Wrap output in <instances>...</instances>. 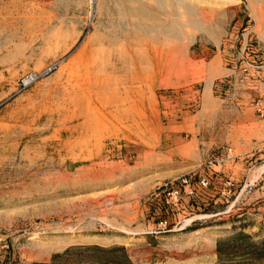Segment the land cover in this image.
I'll list each match as a JSON object with an SVG mask.
<instances>
[{
	"label": "rangeland",
	"instance_id": "1",
	"mask_svg": "<svg viewBox=\"0 0 264 264\" xmlns=\"http://www.w3.org/2000/svg\"><path fill=\"white\" fill-rule=\"evenodd\" d=\"M94 246L264 264V0H0V264H125Z\"/></svg>",
	"mask_w": 264,
	"mask_h": 264
},
{
	"label": "bare ground",
	"instance_id": "2",
	"mask_svg": "<svg viewBox=\"0 0 264 264\" xmlns=\"http://www.w3.org/2000/svg\"><path fill=\"white\" fill-rule=\"evenodd\" d=\"M92 67H93V70L90 69L88 72H86L84 75H82L79 78L78 81H79L80 89L89 93L90 95L92 93H95V95L98 97L97 99H99L100 97H103V99L105 98L106 100H109L111 102H117L118 101V88L117 87H111L109 84L106 83V81H104L105 79L104 80L101 79L102 74H104V73H103V71H101L99 69L100 67L98 64H93ZM94 68H95V70H94ZM102 70H105V67L102 68ZM117 82H116V84H118ZM110 98L113 100H111ZM97 104H101L103 106L108 105V103H104L102 101L95 102V100L93 98L87 99V101L85 103L77 101L74 105H75V108H77V109L78 108H84V107L87 109H91L94 105H97ZM91 122H94V121L90 120V121H87L84 123V125L87 129V134L93 128ZM96 124H98V123L96 122Z\"/></svg>",
	"mask_w": 264,
	"mask_h": 264
},
{
	"label": "built area",
	"instance_id": "3",
	"mask_svg": "<svg viewBox=\"0 0 264 264\" xmlns=\"http://www.w3.org/2000/svg\"><path fill=\"white\" fill-rule=\"evenodd\" d=\"M199 185L203 187H207L209 185V181L205 178L199 179ZM182 188H184L185 192L188 193V195H193L195 193L193 182L191 179H182L178 186L172 185L171 188H169V195L172 196V203L175 206H178L179 200H181V194H182ZM170 203V202H168Z\"/></svg>",
	"mask_w": 264,
	"mask_h": 264
},
{
	"label": "trees",
	"instance_id": "4",
	"mask_svg": "<svg viewBox=\"0 0 264 264\" xmlns=\"http://www.w3.org/2000/svg\"><path fill=\"white\" fill-rule=\"evenodd\" d=\"M90 249L91 250L93 249V250H98V251H104V252L121 251V252L124 253V263L125 264H133L131 262V260L129 259V257L127 256L126 250H125L124 247H117V248L105 249V248H101V247L94 246V247H91ZM58 257H59L58 255H55L53 257V259H52V262L49 263V264H55V262H56V260H57Z\"/></svg>",
	"mask_w": 264,
	"mask_h": 264
}]
</instances>
